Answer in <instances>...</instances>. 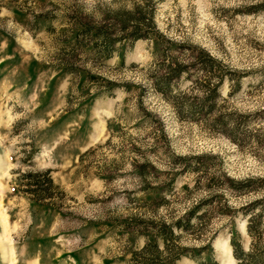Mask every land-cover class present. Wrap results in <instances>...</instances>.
<instances>
[{
  "label": "rangeland",
  "instance_id": "374dc122",
  "mask_svg": "<svg viewBox=\"0 0 264 264\" xmlns=\"http://www.w3.org/2000/svg\"><path fill=\"white\" fill-rule=\"evenodd\" d=\"M137 5L153 27L132 41L111 26ZM84 22L110 28L106 56ZM201 50L224 76L214 97ZM173 56L191 65L164 82ZM183 96L213 108L179 113ZM145 160L159 204L136 171ZM206 200L192 228L173 229L170 257L160 224ZM211 253L264 264V0H0V264H215Z\"/></svg>",
  "mask_w": 264,
  "mask_h": 264
},
{
  "label": "trees",
  "instance_id": "16d2710c",
  "mask_svg": "<svg viewBox=\"0 0 264 264\" xmlns=\"http://www.w3.org/2000/svg\"><path fill=\"white\" fill-rule=\"evenodd\" d=\"M113 18L115 20H113L111 27L118 29L122 33L126 32L128 30L129 32H126V33L131 35L132 41L144 37V34H143L144 28L146 29L147 26H149V25L151 27H153L151 20H149V19L145 20L144 19V13L142 12L141 8L138 5L135 7L134 11H131V12H125V11L121 12L120 11L119 13L115 14V16ZM129 22H132V24H133L130 29H128V27H129L128 23ZM82 29L85 31L84 35L87 34L85 36H88L90 39H93V41H95V42L98 41V42H101L103 44L104 49L101 50L99 53H102L104 56H106L108 53L109 46L111 45V43H113L115 41V39L113 38V34L110 32V28L108 26H103V25H99V24L95 26L94 24H92L90 22H84V23H82ZM203 57H206L208 59V61L211 63H207V62L204 63V61L202 59ZM196 59H200L201 63H203V68H205L206 72L210 75V76H207L208 80L205 81L206 84L204 87H206V91H207L206 94L208 95V97H214L217 93V90H218L220 84L224 80V76L222 77L216 69V66H217L216 63L219 64L218 69L219 70L221 69L220 63L217 60H215L213 58V56H211L205 50H201L199 57H197ZM188 65H191V64L185 63V62H180L177 57H174V56L170 57L168 64L165 65V71L166 72L163 76H160L159 79L164 80V82L170 81L174 77L181 75L184 71H187ZM212 76H215L216 78H218L217 84H213ZM84 79H85V75L80 76V82H83ZM164 87L165 86L161 87V89H163ZM182 99H183V101H181V102H175L176 106L179 109V111H177V112H179V113L183 110V109H180L181 106H185L187 111L191 114H196L197 112H202L207 107L210 110L213 108L212 104L206 105L204 103V105H203V104H197L194 101L189 102V100L186 96H183ZM195 159H197V162L200 164L203 162L201 160L200 156L195 157ZM180 160L183 161L184 167H186V164L184 161L186 159L181 157ZM135 167H136L137 173L139 174V177H141V179H143V181H144V183H143L145 185L144 186L145 187L144 193H149V195H150L149 200H151L152 204L153 203L159 204V199L163 200L161 194H159V195L155 194L152 191L153 190L152 187L150 188L149 182L145 179L146 171L153 169L154 166L151 165L147 160H145V161H142L141 163L137 164ZM46 172H47V170L44 171V174ZM28 175L30 176L29 181L33 182V188L34 189L31 190V192L33 194L34 193L37 194V192L41 191V190L37 189L38 183L40 180L38 178L34 179L35 175L30 173V172L28 173ZM212 179H215V178H212ZM49 181H50L49 178L46 177L45 181H43V182H45L46 184H49L50 183ZM229 181H230V184L232 185V187H235L238 189H244V188L249 189L250 185H252V183L254 182V178H246L243 180H234L232 178L231 179L229 178ZM170 184H171V182H170ZM38 195H39V193H38ZM203 203H204L203 205L197 204L193 208L189 209V211L186 213V215L176 219L169 226H166L165 223L160 224L161 225L160 228L162 229L161 242L163 243L164 247L167 248V251H169V255H170L171 249L168 248L167 243L169 241V238H172L174 236L173 229H178L181 231V230H186V229L192 228L194 226L192 221L196 218H199V219L203 218V216H204V215L198 216L199 210L202 208L204 209L205 204L210 205V201H207V200ZM230 209H231V207H227L226 211H231ZM136 220H139V219L133 218V222L136 223ZM151 223H153V222H151ZM127 225L128 224H126V227H127ZM133 227H135V226H133ZM167 228H168V230H167ZM153 243H154V245L152 246L150 256L155 254L156 258L160 259V257L162 256V251L159 250L157 240H153ZM232 246H233V249L235 252V256L237 258H239V253L242 252L243 250H242L241 244L236 240V238L232 239ZM176 250H178L177 251L178 256L180 255V253H183V254L186 253V252H184V248H178ZM188 255L191 257H196L195 253H189ZM170 257H171V255H170ZM149 260H150V258H149ZM209 261H212L215 264H218L217 261H214L212 253L209 256Z\"/></svg>",
  "mask_w": 264,
  "mask_h": 264
}]
</instances>
